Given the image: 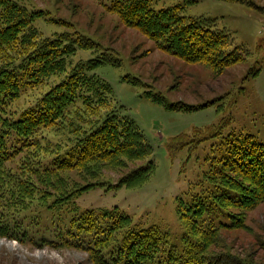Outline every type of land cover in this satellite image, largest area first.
<instances>
[{
    "label": "trees",
    "instance_id": "trees-1",
    "mask_svg": "<svg viewBox=\"0 0 264 264\" xmlns=\"http://www.w3.org/2000/svg\"><path fill=\"white\" fill-rule=\"evenodd\" d=\"M103 5L124 27L187 65H203L220 75L245 60L243 46H232L231 34L215 19L186 16L180 5L155 9L152 0ZM44 20L58 23L21 0H0V237L27 243L44 229L53 235V248L82 250L91 264H239L222 242L223 249L211 248L220 231L246 228L247 213L264 203V143L251 134L229 132L209 146L196 180L200 188L177 198L175 211L184 230L180 245L158 227L138 229L116 207L72 208L67 224L58 227L75 197L100 186L104 170L143 160L111 185L137 189L156 166L135 120L95 73L102 66H119L115 51L77 31L45 35L38 25ZM79 50L91 57L74 62ZM26 92L37 97L19 111L17 102ZM144 96L169 111L194 110L164 105L150 91ZM77 175L86 180L76 181ZM28 213L36 219L31 225L24 223ZM39 213L50 215L51 231L36 223Z\"/></svg>",
    "mask_w": 264,
    "mask_h": 264
},
{
    "label": "rangeland",
    "instance_id": "rangeland-1",
    "mask_svg": "<svg viewBox=\"0 0 264 264\" xmlns=\"http://www.w3.org/2000/svg\"><path fill=\"white\" fill-rule=\"evenodd\" d=\"M21 1L58 21L38 22L45 35L77 31L101 48L115 51L119 66H102L95 73L110 84L114 99L135 120L152 148L150 159L156 166L150 180L137 189L111 185L143 160L128 163L122 170H104L100 186L75 197L58 227L67 224L74 214L72 208L83 212L116 207L131 217L138 229L158 227L180 245L184 230L175 211L177 198L200 188L196 180L210 155L209 146L229 132L251 134L264 143V0H152L155 9L180 5L186 16L215 19L219 29L231 34L232 46H243L245 60L220 75L157 50L153 42L104 10L103 3L110 0ZM90 57L89 51L79 50L73 61ZM132 78L138 83L132 84ZM146 91L162 97L164 105H186L194 110L169 111L146 98ZM35 94L21 96L16 105L19 111L37 97ZM175 137L179 138L172 140ZM202 137L208 140L198 144ZM49 138L53 142L51 134ZM189 141L194 144L183 148ZM74 178L80 183L86 180L78 175ZM43 214H38L36 223L49 230L51 217ZM33 217L34 213H28L24 223L31 225L36 220ZM245 222L242 230L220 231V240L211 251L223 249L218 245L222 242L241 260L239 264H264V203L247 213ZM41 233L27 243L0 237V264H91L82 250L53 248V235L44 229Z\"/></svg>",
    "mask_w": 264,
    "mask_h": 264
}]
</instances>
